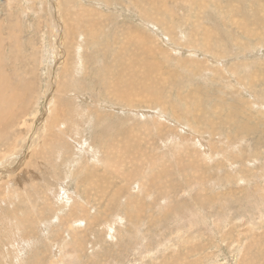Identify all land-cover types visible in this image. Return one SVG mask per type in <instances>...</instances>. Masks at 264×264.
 <instances>
[{
	"label": "rangeland",
	"instance_id": "rangeland-1",
	"mask_svg": "<svg viewBox=\"0 0 264 264\" xmlns=\"http://www.w3.org/2000/svg\"><path fill=\"white\" fill-rule=\"evenodd\" d=\"M0 73V264H264V0H0Z\"/></svg>",
	"mask_w": 264,
	"mask_h": 264
},
{
	"label": "bare ground",
	"instance_id": "bare-ground-1",
	"mask_svg": "<svg viewBox=\"0 0 264 264\" xmlns=\"http://www.w3.org/2000/svg\"><path fill=\"white\" fill-rule=\"evenodd\" d=\"M109 75H112L111 72ZM109 77H111V76H109ZM4 78H7V76L5 75V77H4L0 73V81H1L0 82V130L9 131L8 129L11 126L13 127V125L18 123L17 118H18L20 110H18L19 111L18 113H14L13 111L15 109L13 108V104L19 100V98H18L19 92L15 93V92H17V90L12 88V84H8V85L2 84V81L4 80ZM9 90H11L10 93H9ZM6 93H9V94L6 95ZM125 99L129 102L133 101V100H131L130 94H127ZM60 103H61V101H60ZM58 123H60V122H58ZM194 128H195V126H194ZM50 135H52V134H50Z\"/></svg>",
	"mask_w": 264,
	"mask_h": 264
}]
</instances>
